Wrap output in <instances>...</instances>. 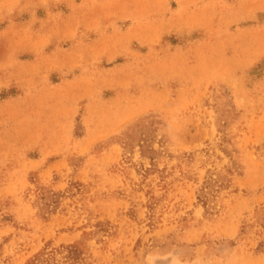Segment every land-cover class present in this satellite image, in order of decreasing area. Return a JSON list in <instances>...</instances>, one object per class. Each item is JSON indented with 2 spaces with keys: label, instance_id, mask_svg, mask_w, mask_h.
<instances>
[{
  "label": "rangeland",
  "instance_id": "374dc122",
  "mask_svg": "<svg viewBox=\"0 0 264 264\" xmlns=\"http://www.w3.org/2000/svg\"><path fill=\"white\" fill-rule=\"evenodd\" d=\"M264 264V0H0V264Z\"/></svg>",
  "mask_w": 264,
  "mask_h": 264
},
{
  "label": "trees",
  "instance_id": "16d2710c",
  "mask_svg": "<svg viewBox=\"0 0 264 264\" xmlns=\"http://www.w3.org/2000/svg\"><path fill=\"white\" fill-rule=\"evenodd\" d=\"M33 264H35V262H33Z\"/></svg>",
  "mask_w": 264,
  "mask_h": 264
}]
</instances>
